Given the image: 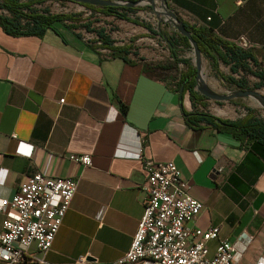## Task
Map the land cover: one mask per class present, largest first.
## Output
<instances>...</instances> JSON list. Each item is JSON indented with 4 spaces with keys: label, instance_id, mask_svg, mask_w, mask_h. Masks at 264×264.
Segmentation results:
<instances>
[{
    "label": "crops",
    "instance_id": "obj_1",
    "mask_svg": "<svg viewBox=\"0 0 264 264\" xmlns=\"http://www.w3.org/2000/svg\"><path fill=\"white\" fill-rule=\"evenodd\" d=\"M163 1L185 24L264 60V0ZM80 33L57 24L38 38L0 27V230L7 218L1 200L27 177L77 181L51 249L42 254L33 243L27 251L33 260L23 264L121 258L143 215L144 161L175 164L188 194L203 205L191 226L218 228V240L234 248V264H264V149L209 125L189 127L183 111L192 109L172 75L148 72L156 62L143 52L121 59L92 50L100 41ZM71 155L90 156L91 166ZM216 246L207 244L210 257Z\"/></svg>",
    "mask_w": 264,
    "mask_h": 264
},
{
    "label": "built area",
    "instance_id": "obj_2",
    "mask_svg": "<svg viewBox=\"0 0 264 264\" xmlns=\"http://www.w3.org/2000/svg\"><path fill=\"white\" fill-rule=\"evenodd\" d=\"M143 6L152 11L159 25L157 30L161 26L179 34L168 13L183 21L165 1L144 0L139 7ZM59 102L64 103L63 100ZM69 159L85 167L92 163L88 155H71ZM143 169V215L129 250L109 264H234V248L227 241L218 240V228L191 226L203 205L188 194V184L175 164L144 161ZM76 191L77 181L71 178L48 177L40 173L27 177L11 199L1 200L7 218L0 230V258L7 264L32 262L27 251L33 243L39 252L46 254ZM211 241H217V246L210 257L207 244ZM70 264L103 263L81 256Z\"/></svg>",
    "mask_w": 264,
    "mask_h": 264
},
{
    "label": "trees",
    "instance_id": "obj_3",
    "mask_svg": "<svg viewBox=\"0 0 264 264\" xmlns=\"http://www.w3.org/2000/svg\"><path fill=\"white\" fill-rule=\"evenodd\" d=\"M40 0H30L21 2L19 0H0V27L9 35L21 36L31 35L41 38L47 30H52L55 25H63L69 30H77L78 27L86 29L88 32H94L97 41H100L99 47L91 46L92 50L106 49L112 58L126 59L131 52L130 45L114 46L112 39L106 35L104 29L92 30L90 23H83L78 26L77 20L73 15H55L48 11L39 12L31 8V6ZM116 1V0H112ZM130 2H136L129 0ZM87 10L94 13H100L104 16H111L115 19L142 26L151 34H156L165 43L169 55L165 61L153 63L146 70L151 73H172L180 64L186 67L185 71H180L176 75V88L183 97L188 95L189 101L193 105L202 102L205 97L196 90L197 70L193 67L189 60H181L179 58L180 49H191L190 41L183 35L170 32L168 30L154 31L148 25H143L137 20L128 16V13L135 9L132 7H112V6H96L86 3H79ZM64 23H67L64 25ZM183 28L190 34L191 42L196 45L199 52L207 57L213 64L219 62L228 66L232 74L239 71L245 75L250 74L259 79L260 86L264 87V60L258 61L257 57L249 49H244L234 43L226 42L218 38L211 30L189 26L183 22ZM157 32V33H156ZM161 32V33H160ZM251 65L258 69L252 71ZM230 85L237 88L245 89L242 81H235L232 77H222ZM124 111V107H122ZM251 111L242 119L229 121L212 116L199 109H192L191 112L183 111L185 123L191 128H199L201 124L209 125L216 130L226 131L240 143L249 144L255 149H264V121L253 117Z\"/></svg>",
    "mask_w": 264,
    "mask_h": 264
},
{
    "label": "rangeland",
    "instance_id": "obj_4",
    "mask_svg": "<svg viewBox=\"0 0 264 264\" xmlns=\"http://www.w3.org/2000/svg\"><path fill=\"white\" fill-rule=\"evenodd\" d=\"M19 1L28 2L30 0ZM79 3H81L79 0H40L39 2L34 3L31 8L39 12L48 11L50 14L55 15H73L77 20L76 24L78 26L83 23H90V28L92 30H98L104 25L106 27V35L110 37L113 42H116V44L120 45V43H123L125 45L123 42L125 40L137 54L143 52V56L146 57V55H148V58L155 62L165 61L168 58L169 51L158 35L151 34V31L149 30H145L149 34H143L140 26L136 25H130L129 28L132 30L125 29L123 26H120L115 22L116 19L106 20L103 15L87 10L79 5ZM134 9L133 12L128 13L129 17L137 20L143 25H148L150 28L154 29V31H157L159 25L157 20L152 16V11L147 6ZM123 25L125 24L123 23ZM159 28L162 29L158 31L162 32L163 29L166 31L164 27L160 26ZM77 31L81 32L80 34H82L87 42L97 41L94 32H88L81 27H78ZM156 45H158V47ZM178 55L181 60H189L193 67L196 66L193 47L191 49H180ZM198 61L201 78L204 81L203 85L208 88V91L211 94L227 96L239 91H255L263 97V100L251 97H237L229 101H215L205 97L202 102L193 105L191 101H189L188 95H186V103L190 109H199L212 116L229 121L242 119L249 113V111H251L250 114L253 117L264 121V87L260 86L259 79L250 74L245 75L241 71L232 74L228 66H225L220 62L218 64H213V62L201 53L198 55ZM251 68L252 71L258 69L254 65H251ZM185 70L186 67L183 64H180L177 66V69L175 68L172 73H166L164 77L165 79H170L172 77L170 81L174 80L175 82L178 72ZM168 75L172 76L169 77ZM222 77H232L235 81H242L245 89L241 90L234 85H230L223 80ZM196 90L199 93L198 88H196Z\"/></svg>",
    "mask_w": 264,
    "mask_h": 264
},
{
    "label": "water",
    "instance_id": "obj_5",
    "mask_svg": "<svg viewBox=\"0 0 264 264\" xmlns=\"http://www.w3.org/2000/svg\"><path fill=\"white\" fill-rule=\"evenodd\" d=\"M142 1L144 0H138L136 2H130V1H125V2H119V1H112V0H79L81 3H86V4H91V5H96V6H112V7H119V6H124V7H132V8H137L142 5ZM169 16L172 18V24L175 26L177 32L180 35H183L186 37L190 43L191 46L193 47V50L195 52V61H196V70H197V76H196V88H198L199 93L203 95L204 97L210 98L215 101H229L231 99L237 98V97H251V98H259L263 100V97L255 92V91H239L236 92L232 95H227V96H217L213 95L208 91V88L203 85L204 81L201 78L200 74V67H199V61H198V55L200 54L198 48L194 43L191 42V37L190 34L183 28V23L177 19V17L171 13H168ZM181 97V93H180ZM182 99V98H180ZM91 260V259H88Z\"/></svg>",
    "mask_w": 264,
    "mask_h": 264
},
{
    "label": "bare ground",
    "instance_id": "obj_6",
    "mask_svg": "<svg viewBox=\"0 0 264 264\" xmlns=\"http://www.w3.org/2000/svg\"><path fill=\"white\" fill-rule=\"evenodd\" d=\"M196 62V61H195Z\"/></svg>",
    "mask_w": 264,
    "mask_h": 264
}]
</instances>
